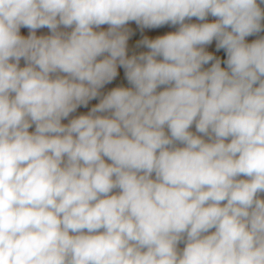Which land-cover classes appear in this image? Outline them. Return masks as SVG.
Instances as JSON below:
<instances>
[{"label":"clouds","instance_id":"1","mask_svg":"<svg viewBox=\"0 0 264 264\" xmlns=\"http://www.w3.org/2000/svg\"><path fill=\"white\" fill-rule=\"evenodd\" d=\"M261 3L0 0V264H264ZM129 21L180 27L129 58ZM118 65L132 87L62 124Z\"/></svg>","mask_w":264,"mask_h":264},{"label":"crops","instance_id":"2","mask_svg":"<svg viewBox=\"0 0 264 264\" xmlns=\"http://www.w3.org/2000/svg\"><path fill=\"white\" fill-rule=\"evenodd\" d=\"M216 19H217L216 17H213L209 14L205 18V20H203V21L199 20L196 17H192L191 19L186 18L184 23L185 24L212 23V22H215ZM126 27L128 29H130V31H131V35L129 36V39L127 41V49H126V54L130 58L133 55H139L140 53L149 51V49H147L145 46L139 45V42L141 40H143L145 37H147L148 39H156L157 37L164 36V35H167L169 33H174V32L179 30L180 25L179 24L172 25L171 23H167V24H164L162 26L155 27V28H143V29H141L140 26H138L135 21H129L127 23ZM108 28H109V25L105 24V25L99 26L98 28H94V31H97V32L107 31ZM59 30L63 31V32H71L72 28H65L63 25H61ZM35 34L37 37H41V36H49L52 33H51V30L45 26V27H41L39 29H36ZM20 35L27 38L30 35V30L26 27H21ZM257 39H259L257 34H253V35L246 37L245 42L246 43H252L253 41H255ZM216 46H217V41L214 39L211 44L204 45L203 47H204V50L206 52L211 53L213 55H226L227 54L225 49L217 50ZM104 55H107V53H105ZM103 58H104V56H101V57H98L97 59L100 60ZM157 59L162 60V57H157ZM10 62H15V61L12 60ZM213 63H215V60L210 61L209 63L203 65L201 70L202 71L207 70L208 68L211 67V65ZM26 66H27L26 61L24 60V58H21V60L19 62V67L23 68ZM221 67L223 68L222 65H221ZM117 72H118V75L115 77V79L112 82L105 84L101 89H99L100 95L98 97L90 100L86 107L83 105L79 106L74 112L70 113L67 118H63L61 120V123L64 125H67L70 123V121L72 119L78 118L81 115H87L90 112V110L100 102V100L103 98V96L106 95L108 92H110L113 88H116V87L131 88L132 85L129 84V82L126 79L124 68L122 66L118 65L117 66ZM57 75L64 76L66 74L54 73V74H51V78L54 79V78H56ZM165 87L166 86H164V88ZM14 95H15L14 93L10 94L11 97H14ZM97 115H108V113H97ZM28 131L30 133L35 132V124H32L31 127L28 129ZM189 131L192 132L194 135L201 136L203 139H205L206 142H209L208 137L203 136V134L198 133L196 131L195 123L190 127ZM165 133H166V135H170V132L167 129V127H165ZM230 139L231 138H229L225 142L226 143L230 142ZM176 146L177 147H183L184 145L177 143ZM104 159H105L106 163H108V164L112 163L111 160H109L107 157H105ZM152 179H155V173L152 174ZM236 179L241 180V179H248V178L241 175V176L237 177ZM119 192H120L119 189H113L112 192L109 193V195H116V194H119ZM226 203H227V201L221 202L222 205L226 204ZM214 231H215L214 228L209 230L210 234Z\"/></svg>","mask_w":264,"mask_h":264},{"label":"trees","instance_id":"3","mask_svg":"<svg viewBox=\"0 0 264 264\" xmlns=\"http://www.w3.org/2000/svg\"><path fill=\"white\" fill-rule=\"evenodd\" d=\"M259 2V0H258ZM260 8L262 9V11H264V3L259 4ZM261 24L264 25V20L261 21ZM258 38H264V30H262L261 32L257 33ZM215 58L219 59L221 61V65L223 66V68L225 70H228L227 64H226V60H227V54L226 55H214ZM255 86H258L255 85Z\"/></svg>","mask_w":264,"mask_h":264},{"label":"built area","instance_id":"4","mask_svg":"<svg viewBox=\"0 0 264 264\" xmlns=\"http://www.w3.org/2000/svg\"><path fill=\"white\" fill-rule=\"evenodd\" d=\"M163 90H164V86H160L157 89V91H163ZM258 198L264 199V192L258 193ZM206 234H210V232L206 233ZM185 246H186V237H185L184 240H182L181 242L178 243V245H177L178 252L182 253V251H183Z\"/></svg>","mask_w":264,"mask_h":264}]
</instances>
